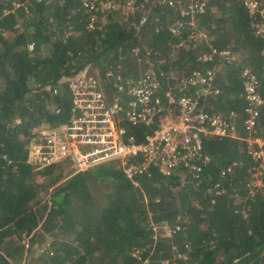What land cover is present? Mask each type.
<instances>
[{
	"label": "trees",
	"instance_id": "1",
	"mask_svg": "<svg viewBox=\"0 0 264 264\" xmlns=\"http://www.w3.org/2000/svg\"><path fill=\"white\" fill-rule=\"evenodd\" d=\"M13 1L0 0V264H34L35 246L48 239L53 255L45 250L43 264H264V190L247 188V168L257 163L240 141L206 139L212 163L197 179L155 171L138 177V186L113 163L77 173L67 156H47L53 125L70 124V112L44 89L69 94L67 83L92 65L102 75L121 63L137 77L132 50L145 53L142 14L124 12L126 0H117L115 9L96 12V28L88 30L83 0H17L19 8ZM138 2L163 24L146 40L155 60L167 59L166 71L204 68L199 58L208 49L180 48L166 30L174 13L164 0ZM213 9L230 19L220 21ZM204 19L216 26V49L245 52L261 67L264 42L240 0H210ZM140 69L147 70L144 62ZM146 130L131 133L143 140ZM230 166L235 172L223 177ZM166 225L180 231L165 238Z\"/></svg>",
	"mask_w": 264,
	"mask_h": 264
},
{
	"label": "built area",
	"instance_id": "2",
	"mask_svg": "<svg viewBox=\"0 0 264 264\" xmlns=\"http://www.w3.org/2000/svg\"><path fill=\"white\" fill-rule=\"evenodd\" d=\"M164 2L174 13L166 29L181 40L179 47L189 49L193 45L205 46L208 51L201 55L199 61L213 67L196 69L190 76H174L173 72L166 73L152 66L151 70L137 77L133 76L132 79L119 77L117 96L113 98L116 102L112 105L101 92L100 84L95 78L81 76L69 85L74 100L69 119L71 132L68 129L66 140L70 143L69 150L63 155L50 153L48 157L58 160L67 156L77 173L116 162L120 164L119 168L126 178L138 186V177L151 176L155 171L165 177L173 176L180 170L194 172L199 176L211 163L204 148L205 140L232 139L242 142L247 154L257 163L247 168L251 176L247 188L252 194L263 191L264 61L260 68L253 65L243 67L240 76L244 92L239 98L243 101L242 108L246 117L243 126L234 125L221 112L216 111L215 107L211 108L208 101L219 97L229 88L221 82L224 73L221 75L220 72L228 71L234 66L236 70L242 60L234 54L233 49L219 50L211 44V34L216 26L209 27L205 24L204 18L208 10L206 0ZM240 3L251 19L250 29L253 35L264 42V0H240ZM13 6L19 8L21 5L13 2ZM142 6L136 0H126L123 5L133 12ZM116 7L117 0H83V8L90 15L87 29L96 28V12ZM154 21L153 23L159 24L160 19L155 18ZM155 28L157 32L161 31L158 26ZM29 49L33 51L34 45L31 44ZM141 53L140 48L132 50L133 57L140 63L150 60L149 53L145 60L141 59ZM261 55L264 57V52ZM107 75L111 77V74ZM219 76L221 89L214 85ZM234 85L235 82H232L230 87ZM171 111L174 117L169 121L161 118L163 113L169 115ZM56 113L59 114L60 110ZM116 115H124L131 130L147 129L144 139L140 140L124 126L114 128L112 117ZM229 116L235 120L238 114L230 109ZM52 139L54 135L47 142ZM132 157H141V160L134 163L129 160ZM221 172L225 177L230 172H235V166L222 169ZM171 229L167 232L168 238L180 231V227Z\"/></svg>",
	"mask_w": 264,
	"mask_h": 264
},
{
	"label": "rangeland",
	"instance_id": "3",
	"mask_svg": "<svg viewBox=\"0 0 264 264\" xmlns=\"http://www.w3.org/2000/svg\"><path fill=\"white\" fill-rule=\"evenodd\" d=\"M136 1H137L138 5H143V4H140L138 2V0H136ZM209 1L210 0H206L207 5H209ZM13 2L19 3L17 0H14ZM227 5L231 6L232 2H229V3L227 2ZM5 10H7L9 12L6 13ZM5 10H4V14L5 15H8V14L11 13V10H9V9H5ZM122 10L124 12H129L130 14H132V16L138 15V14H142L143 18H142L140 24L137 26V28L138 29L142 28V30L144 29L143 30V35H144L146 40H149L150 32L159 33V32H157V30L155 28L156 26H158L160 30H163V24H161V22H159V24L153 23V22H155L154 19L157 18V17H155L153 20L150 19L151 12L147 11V8H146L145 5L140 7L139 10L136 11V12H133L128 7L127 8L123 7ZM83 11L85 13H87L84 9H83ZM213 11H214V15L216 17H219L220 21L221 20H225L226 21V19H230V17H225L226 12L223 13L221 10H217V9H213ZM205 16H206V14H205ZM146 18H147V20H146ZM160 21H161V19H160ZM168 21H169V19L167 20V23H168ZM206 25H209V24H206ZM230 25H232V23H230ZM230 31L233 32L232 29ZM223 34H225V33L223 32ZM211 35H212L211 39H215L216 38L215 34L212 33ZM141 39H143V36H142ZM146 40L143 41V47H144L145 53L143 54L141 59H146L147 53H149L150 55L148 57L150 58V60L147 59L148 61L144 63V66L147 67L146 71H144V69H140L141 68V63L138 61L140 65L138 64V68L137 69L140 71V75L144 74L148 70H151L152 66H154L157 70H163L166 73L173 72L174 76H176L177 74H183V75L185 74L187 76H190L192 74V72L194 70H192L191 68H188V69L186 68L184 70H170V71H166L164 69V67H167L170 63H167V61H168L167 59L155 60V57H153V55H151L152 54L151 53L152 50L149 49V46L146 43ZM230 45L231 46H236V43H234V41H233V42H231ZM202 47H205V46H202ZM234 54L237 57H239L240 60H242V62L240 64H238L240 67L235 70V66H234V67L230 68L228 71H221L220 72L221 75L224 73V76H222V80L220 79V76L216 79L215 84H214L215 87L218 88V89L222 88V86L220 85V80H221V82H223L224 84H227L229 86V88H226L225 91L223 92V94L220 95L219 97L212 98L211 100H209L208 104H211V108L215 107V110L217 109L216 111L221 112L223 117H226L231 122H233L232 124L243 126V122H244V118L246 117V114L244 113V110L242 108L243 101L240 100V98H239V96H241V93L244 92V87L241 86L242 80H241V76L240 75L242 74L243 67L247 66V65L250 66L251 62H250L249 58L246 57L248 54L245 53V52L242 53V55H241V53H238V52H234ZM160 56H162V55H160ZM202 65H203L202 67H205V66L211 67V68L213 67V65H209V66L205 65V64H202ZM189 67H191V66H189ZM127 70L130 73L134 72V70H132V68H128L127 67ZM127 70L125 69V67H123V65L121 63H116V64H112L109 67V69L104 74L98 75L99 71H98L97 68H95V66H93V65L92 66H88L84 70V72L80 73L79 75H77L73 79H71L67 83L68 85H67L66 88H68L69 85L74 80L80 78L81 76H83L85 78L86 77H93L99 82L101 92L106 97H108V103L112 105L113 103L116 102V100H114L113 98L115 96H117L116 86H117V82H119V80H118L119 77L124 78L126 80H128L131 77H133L132 76L133 73L130 74ZM108 73L111 74V77H109L107 75ZM134 77H136V76H134ZM226 81H227V83H226ZM170 82H172V80H170ZM232 82L233 83L235 82V85L230 87V84ZM236 82H239V84L237 85ZM61 90L59 88H55L53 90L51 89V91L49 89H47V91H46V88L44 89V91L46 93L48 92V93L52 94V98H50L51 99L50 101H52V102L54 100V97H56V96L62 97L63 102L66 104V106H65L66 107V111L70 112V110L74 107V100H73V96H72L73 93L70 92V89H68L69 90V94L65 95L63 93L61 94ZM55 91H57V93H55ZM226 105H229V107H231V108H222L223 106H226ZM51 106H53V105H51ZM225 109H229V110H225ZM230 109H232L233 111H235L238 114V117L235 120L231 116H229ZM227 113H228V115H227ZM171 117H174V115L172 114V111L170 112L169 115L167 113H165V114L163 113L161 118H163L165 121H167V120L169 121V119ZM18 123H20V120L18 121ZM262 124H263V122H262ZM112 125H113L114 128H119V127L124 126L129 131H131V127L128 124V122L126 121V118L124 117V115L113 116L112 117ZM53 126L56 127V130H55L56 134L54 136V139H52L51 141L47 142V151H46L47 156H49L50 153H57V155L58 154L59 155H63V154H65V152H67V150H69V147H70L69 141H68V143L66 141V140H68V135H69L68 134V129H69L70 125H69V123L67 121H64L62 124H56V125H53ZM69 131L71 132L70 129H69ZM82 149L84 150V148H82ZM50 158H52V156H50ZM129 160L134 162V163H136V162L141 160V157H132ZM211 163H212V159H211ZM113 164L117 165L118 167L120 166V164H118L116 162L113 163ZM183 172H184V174L191 175V176H193L196 179L198 178L197 174H195L194 172H187V171L186 172L183 171ZM183 177H184V175H183ZM182 181H185V178H183ZM219 186H221V185H216L213 189H215V191H216V189H220ZM225 191L226 190H223L222 192L225 193ZM216 193L219 194L220 191H218ZM163 228H164V234H165L164 236H165V238H168L167 232L169 233V230H172L171 228H174V227L166 225ZM155 231H159V228H157V226H156V230ZM156 237H157V234H156ZM168 239H170V238H168ZM176 242H178V241H176ZM51 243H52V241L48 239V241L42 242L40 247L39 246H35V249L33 250L32 257H31L32 260L34 261V264H43V258H45L44 257L45 256L44 251L47 250V249L49 250L50 255H53V252L50 249V244ZM172 243H173V240H172ZM174 250L175 249L173 248V251ZM135 255L138 256V253H136ZM152 257H154V254L152 255ZM157 258H159V257H157ZM184 258L186 259V257H184ZM165 264H167V263H165Z\"/></svg>",
	"mask_w": 264,
	"mask_h": 264
}]
</instances>
